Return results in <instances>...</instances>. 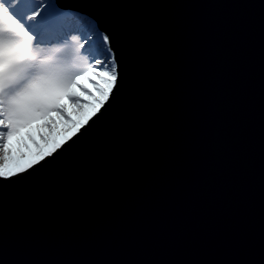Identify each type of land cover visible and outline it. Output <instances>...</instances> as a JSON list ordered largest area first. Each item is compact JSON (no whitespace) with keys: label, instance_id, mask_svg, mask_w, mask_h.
I'll return each instance as SVG.
<instances>
[{"label":"snow or ice","instance_id":"1","mask_svg":"<svg viewBox=\"0 0 264 264\" xmlns=\"http://www.w3.org/2000/svg\"><path fill=\"white\" fill-rule=\"evenodd\" d=\"M0 264H264V0H0Z\"/></svg>","mask_w":264,"mask_h":264},{"label":"rangeland","instance_id":"2","mask_svg":"<svg viewBox=\"0 0 264 264\" xmlns=\"http://www.w3.org/2000/svg\"><path fill=\"white\" fill-rule=\"evenodd\" d=\"M89 84H91V82L89 81L88 82ZM59 127L60 128H62L63 127V123L61 122L60 123V125H59ZM44 131H48V129L47 128H45V129H43ZM35 134H36V136H37V138L39 139V133L38 132H35V129H33L32 130ZM25 139H27V133L25 132ZM52 136L54 137V138H57V133L56 132H53L52 133ZM14 147H17V145H14ZM35 144L29 139V140H27V147H25L24 148V150L25 151H30V152H34L35 151ZM28 157H25L24 159H27ZM23 162V160H21V163ZM11 163H14V161H12V162H10V164Z\"/></svg>","mask_w":264,"mask_h":264},{"label":"water","instance_id":"3","mask_svg":"<svg viewBox=\"0 0 264 264\" xmlns=\"http://www.w3.org/2000/svg\"><path fill=\"white\" fill-rule=\"evenodd\" d=\"M161 2H168V0H161ZM195 2L227 3L230 2V0H195Z\"/></svg>","mask_w":264,"mask_h":264}]
</instances>
